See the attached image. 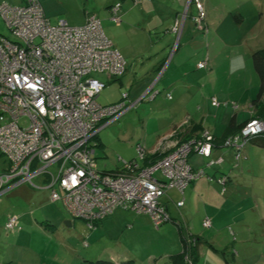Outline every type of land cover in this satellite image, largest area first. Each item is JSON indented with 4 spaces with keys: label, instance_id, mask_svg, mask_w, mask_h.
Instances as JSON below:
<instances>
[{
    "label": "built area",
    "instance_id": "1",
    "mask_svg": "<svg viewBox=\"0 0 264 264\" xmlns=\"http://www.w3.org/2000/svg\"><path fill=\"white\" fill-rule=\"evenodd\" d=\"M189 1L203 20L200 1ZM120 7L115 2L108 8L114 23L120 21ZM0 19L15 39L0 34V154L7 165L0 173V196L40 177L50 201L60 203L70 217L83 220L89 229L116 209L148 214L156 228L172 221L161 197L170 187L183 193L203 175L202 170L191 169L188 156L196 152L210 157V132L202 130L199 137L177 142L161 140L156 151H162V156L147 165L141 164L146 150L139 143L135 159L119 158L121 173L99 171L94 140L102 128L135 105L127 92L114 103L97 102L106 85L99 75L119 78L125 72V61L106 37L100 19L87 13L80 26L64 20L51 23L39 0H23L22 5L2 2ZM207 60L196 66L206 69ZM156 94L151 86L140 99L151 100ZM212 104L218 105L214 98ZM232 106L236 108L234 102ZM262 134L264 120L251 118L221 145L232 148L238 158L245 145ZM217 181L223 184L225 178ZM175 205L181 207L183 200ZM180 222L185 223L183 218ZM209 224L204 219L203 226ZM3 226L11 233L21 229L14 214L7 216Z\"/></svg>",
    "mask_w": 264,
    "mask_h": 264
},
{
    "label": "crops",
    "instance_id": "2",
    "mask_svg": "<svg viewBox=\"0 0 264 264\" xmlns=\"http://www.w3.org/2000/svg\"><path fill=\"white\" fill-rule=\"evenodd\" d=\"M13 1L16 2L11 5L23 4V0ZM90 1L85 0L90 8L83 10L79 20L64 21L70 26L83 25L86 14L95 11ZM114 1H120L121 12L119 23L111 21L115 28L111 42L125 61V72L118 79L106 78L107 82L117 80L120 86L126 82L127 89H121V92L114 89L117 94L111 103L118 101L122 92H127V98L132 102L137 101L134 105L137 107L131 119L122 117L117 120H122L123 123L117 136V140H122V142L118 141V149H112L113 154L118 155L116 153H119L116 156L117 161H115L116 157L110 160V151H107L105 147L107 144L103 136L106 134L105 129L94 140V156L99 171L109 174L121 173L122 166L119 158L135 159L136 145L139 143L146 150L144 162L141 163L145 165L151 159L162 156V151H156L161 140L177 142L199 137L202 130H208L214 138L210 157L205 158L196 152H191L188 156L191 169L193 171L202 170L204 173L186 187L183 193L173 187L166 189L161 200L170 218L175 222L167 221L158 228L153 225L148 214H136L124 209H116L112 214L96 222L92 229H89L83 220H72L73 218L63 211L69 218H72L71 220L65 219L66 217L63 216L64 223L69 221V224H65L64 227H61L60 223L47 224L52 226V230L49 231L36 219L29 218L27 214H22L21 217L14 214L19 221H22H20L21 229L11 234L2 226L4 229L2 231L5 233L3 232L4 235L0 237V264H5L3 259L6 257L11 258V264H157V262L173 264V258L180 255L183 250V236L189 234L197 238L204 237L212 245L211 248L206 242L207 247L203 244L199 246V254L205 253L204 264H231L220 252L226 245L223 242L227 235L226 227L231 225L229 224L231 220L235 222L237 219L236 216L231 217L230 209L237 212L243 211L244 201L251 200L252 197L256 202L257 199L264 201V198L257 196L260 194L261 187L257 188L256 195L253 191L255 187L250 192L243 190L238 180V174H241L242 169L250 163L245 160V152L251 155L257 153L255 148L264 150V147L254 142L260 139L252 140L250 143L253 146L246 144L238 159L235 158V151L232 148H224L221 145V141L227 135L236 131L240 124L251 118L254 113L251 102L244 103V110L241 112L231 111L226 106L230 104L235 109L232 102L238 106L234 101L237 98L235 93L227 94L220 90L215 92V90L206 89V81H204L206 76L201 75L202 69L196 66L197 62L206 57L210 60L206 36L196 37L189 31V25L185 27L187 31H182L180 39L174 44L175 60L171 69L170 67L166 69L163 64L164 60L160 62L159 58L152 55L154 60L146 65V75L142 78L138 77L139 67L135 66L137 57H142L149 49L146 43L148 40L143 31L146 23L156 20L157 15H160L166 22H171L170 26L173 25V31L181 9L187 5L191 7L192 4L189 0H102L99 12L94 13L100 22L103 18H109L108 7ZM201 1L207 8V0ZM39 3L49 21L57 17V12L52 9V0H43L42 4L39 0ZM208 13L209 10L206 9L205 15ZM259 20L264 23V15ZM151 26L154 28L155 24ZM131 37L132 39L129 40ZM150 56L151 54L148 57ZM132 62V71L135 74L128 79L130 74H126V70ZM177 67L187 69L191 67L193 70L192 72L185 70L179 72ZM200 80H203L204 84L201 89H196L194 83H200ZM151 86L157 90V94L149 100L146 108L142 104L144 99L140 97ZM251 97H253L251 99L255 98L252 95ZM213 98L216 101V98L228 99L230 103L220 104L217 101L218 105H212ZM239 99L241 100V97ZM222 105L225 109L219 108ZM231 120L235 123L233 127L229 126ZM131 127L132 130H130ZM97 148L99 150L96 153ZM99 155L103 163L98 162ZM125 155L128 159L122 158ZM219 158L220 163L208 162V160L217 161ZM190 161H192L191 164ZM221 176L225 178L223 184L217 181ZM42 183L43 179L40 178V183L37 185L31 183L32 189L23 187L22 196L32 198L43 194L50 201L49 193L43 188ZM180 200H183V205L177 208L175 203ZM254 200L247 205L259 210L260 204H254ZM229 204L233 207H228ZM205 217L211 220V227L207 229L202 226ZM181 218L189 225L188 229L185 227L181 229L178 226ZM241 232L238 230L237 235L239 236Z\"/></svg>",
    "mask_w": 264,
    "mask_h": 264
},
{
    "label": "rangeland",
    "instance_id": "3",
    "mask_svg": "<svg viewBox=\"0 0 264 264\" xmlns=\"http://www.w3.org/2000/svg\"><path fill=\"white\" fill-rule=\"evenodd\" d=\"M199 1L204 11L203 20L198 19V9L195 7V4L192 3L191 7L187 5L181 9L180 14L177 16L176 30L172 31L173 25L170 26L171 22H166L164 17L160 15H157L156 20L146 23L143 31L146 34L145 37L148 40L146 43L149 45V49L148 52L146 51L145 55L137 57L135 66L139 67L137 70L139 71L138 77L142 78L146 75V65L154 60L152 55L159 58L160 62L164 60L163 64L166 69L169 67V69H171L175 60L174 44L180 39L181 32L187 31L185 27L189 25V31L195 34L196 37L206 36L210 63L208 67L202 69L203 72H201V75L206 76L204 80L206 81V89L209 91L215 90V92L220 90L227 94L231 92L233 94L235 93L234 95L237 98L234 101L238 104L235 109L230 106V101L228 99H216L220 104L227 102L229 105L226 107L231 109V111L241 112V110H244V103L248 101L251 102V98H253L251 95L256 97L259 91L260 81L252 65L251 53L258 49H264V23L259 20V18L264 15V0H207V8L202 4L201 0ZM2 2L12 4L16 1L0 0V3ZM40 2L42 4L43 0H40ZM90 4L91 7L94 8L93 10H95L90 12L98 13L102 0H91ZM52 5V9H55L58 15L56 18L50 20L51 23H56L59 20L67 21V19L71 21L79 20L83 10H89L90 8L85 0H52ZM206 9L209 10L208 15H205ZM111 21L110 17L103 18L101 21L104 33L110 40L111 36L115 34L113 21ZM152 24H155L154 28H151ZM0 34L10 40H15L1 19ZM130 39H132V37L129 38V40ZM169 45L171 46L170 48ZM150 54L151 56L148 57ZM130 64L128 69L126 67V74H130L128 75V79L135 74V72L132 71L133 62ZM177 70H179V72L183 70L192 72L193 69L191 67L188 69L177 67ZM99 78L106 81L105 87L97 97V102L101 105H107L113 102L117 94L114 89H118L119 91L121 89H127L126 82L120 86L117 80H110V82H107V78L104 75H99ZM204 81L200 80V83L195 82V88L201 89ZM120 92H118V94H120ZM240 97L241 100L239 99ZM143 99L142 104L147 108L149 100L146 97ZM133 102L136 103L137 101ZM136 107L137 106H133L118 119L122 117L131 119V116H133L136 111ZM219 108L225 109L223 105ZM145 113L149 114L150 112ZM118 119L109 123L98 133L99 136L100 132L105 129L106 134L103 136L107 143L105 147L107 151H110V160L119 155V153H116L118 155L113 154L112 149H118V141L122 142V140H117L118 133L123 126L122 120L117 121ZM22 122H24V120H22ZM127 126L128 125H126V127ZM130 130H132V127ZM256 139L264 140V134L256 137L254 140ZM247 144L253 146L250 142ZM98 150L97 148L96 153ZM255 151H257V153L251 155H247L245 152V160L250 161V163L248 164L249 166L247 165L242 169L241 174H238V180L243 190L250 192V190L255 187L256 189H253V191L256 195L258 191L257 188L261 187L260 194L257 196L264 198V156H262L264 150L255 148ZM123 157L128 159L126 155L122 156V158ZM115 159V161H117V157ZM4 160L5 157L0 155V173L1 169L7 166ZM98 162L103 163L100 155ZM119 163L121 164V162ZM191 163L192 161H190V164ZM196 171H198V169H196ZM154 175L159 176L160 174L156 172ZM38 183H40V177H36L32 180V185H37ZM32 185L24 184L0 196V237L5 233L2 231V226L9 214H16L19 217H21L22 214H27L29 218L36 219L38 223L47 228L48 231L52 230V226H48L47 224L57 225L60 223L61 227H64V218L72 219L64 214L65 212L63 213L64 210L60 203L50 202L47 200V196L45 197L43 194L35 195L32 198L23 197L21 189L23 187L32 189ZM253 200L254 198L252 197L251 200L244 201L243 211L240 210L237 212L232 208L230 209L231 217L236 216L237 219L235 222L231 220L229 223L231 225L226 227L227 235H225V239L223 240L226 245L220 251L225 252V258L227 262L231 264H264V201L257 199V203L256 200H254V204H260L259 210H256L257 208H251V206L247 205V203L253 202ZM256 205L254 207H256ZM228 207H233V205L230 206L229 204ZM72 220L82 221L74 218ZM238 230L242 231L239 236L237 235ZM226 246L228 247L226 248ZM204 259L205 253H201L199 259L195 261V264H204ZM3 260L5 264H11L10 257H6Z\"/></svg>",
    "mask_w": 264,
    "mask_h": 264
},
{
    "label": "trees",
    "instance_id": "4",
    "mask_svg": "<svg viewBox=\"0 0 264 264\" xmlns=\"http://www.w3.org/2000/svg\"><path fill=\"white\" fill-rule=\"evenodd\" d=\"M115 2H119L120 1H115ZM114 2V3H115ZM114 3H112L111 5H113ZM121 4V3H120ZM110 5V6H111ZM109 6V7H110ZM108 7V8H109ZM120 12H121V7H120ZM208 59V58H207ZM251 60H252V65H253V68L256 72V74L258 75V78H259V81H260V84H259V91L256 95V97L254 99L251 100V108L253 109L254 113L253 115L251 116V118H258V119H262L264 120V49H258V50H255L252 52L251 54ZM208 61V65H209V60ZM207 65V67H208ZM198 68V67H197ZM201 69V68H200ZM213 105V104H212ZM237 107V106H236ZM249 118V119H251ZM248 119V120H249ZM247 120V121H248ZM246 123V121L243 123V124H240L239 125V128L230 133L229 135L231 134H235L236 132L239 131V129ZM230 127H233L235 126V123L233 120H231V123L229 124ZM227 135V136H229ZM226 138V137H225ZM224 138V139H225ZM183 140H186V139H183ZM182 141V140H181ZM213 141H214V138H213ZM223 141V140H222ZM221 141V142H222ZM255 143H257L259 146H262L264 147V140H259V141H254ZM236 154V152H235ZM242 154V153H241ZM1 155V154H0ZM241 157V155H240ZM159 157H155L153 159L150 160V162L146 163L145 165L147 164H151L153 162H155ZM209 158V157H208ZM236 158V156H235ZM239 158V157H238ZM236 158V159H238ZM5 162V161H4ZM144 162V161H143ZM122 166V164H121ZM3 170V169H1ZM160 174V173H159ZM161 176V175H160ZM159 178V176H157ZM213 178V177H212ZM160 179H163V177L161 176ZM214 179V178H213ZM190 185V184H189ZM188 185V186H189ZM187 186V187H188ZM186 189V188H185ZM184 189V190H185ZM184 192V191H183ZM162 202V200H161ZM163 203V202H162ZM209 219V217H205L204 219ZM203 219V221H204ZM184 220V219H183ZM203 221H202V226H203ZM172 222H175V221H172ZM178 226L183 229V227H185L186 229H188L189 225L188 224H185V223H181L180 220L178 222ZM181 223V224H180ZM211 227V220H210V224L209 226H203V228L207 229ZM206 242L208 243L207 240H205L204 237H199L197 238L196 236H193V235H184L183 236V250L181 252L180 255H176L174 258H173V264H188V261L189 260L191 262V264H195V261L197 259H199L200 257V254H199V246L201 244L205 245L206 246ZM209 246L212 248V245H210V243H208ZM221 254H223V256L225 257V252L223 251H220ZM226 260V258H225ZM227 261V260H226ZM157 263H160V262H157ZM229 263V262H228ZM110 264V263H109ZM160 264H163V263H160Z\"/></svg>",
    "mask_w": 264,
    "mask_h": 264
},
{
    "label": "water",
    "instance_id": "5",
    "mask_svg": "<svg viewBox=\"0 0 264 264\" xmlns=\"http://www.w3.org/2000/svg\"><path fill=\"white\" fill-rule=\"evenodd\" d=\"M65 224L68 225L69 224V221H66Z\"/></svg>",
    "mask_w": 264,
    "mask_h": 264
},
{
    "label": "clouds",
    "instance_id": "6",
    "mask_svg": "<svg viewBox=\"0 0 264 264\" xmlns=\"http://www.w3.org/2000/svg\"><path fill=\"white\" fill-rule=\"evenodd\" d=\"M189 3H191V4H192V2H190V1H189Z\"/></svg>",
    "mask_w": 264,
    "mask_h": 264
}]
</instances>
